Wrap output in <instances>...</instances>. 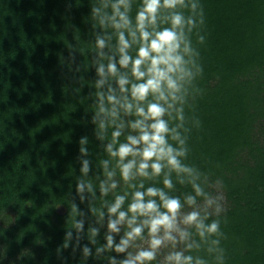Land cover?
Listing matches in <instances>:
<instances>
[{
    "label": "trees",
    "instance_id": "trees-1",
    "mask_svg": "<svg viewBox=\"0 0 264 264\" xmlns=\"http://www.w3.org/2000/svg\"><path fill=\"white\" fill-rule=\"evenodd\" d=\"M117 4L0 0V264H122L126 249L115 248L131 227L142 225L135 242L151 233L144 224L148 215L135 214L128 226L133 193L148 188L178 199L179 210L203 205L185 231L180 260L170 264H264V0H178L174 7L160 0L155 23L146 20L145 30L150 39L174 30V55L181 57L170 73L177 87L162 82L163 99L159 92L132 95V85L149 78L150 61L141 65L142 79L131 62L120 64V32L127 55L137 58V14L145 0L119 6L130 22L121 28L115 27ZM176 14L182 17L178 26L172 24ZM121 78L128 83L121 86ZM152 103L165 109L164 147L183 153L177 159L186 170L153 157L146 161L148 175H139L141 142L123 159L135 161L133 177L124 181L110 151L128 144L129 136L139 139L137 120L151 134ZM153 163L162 165L158 175ZM117 196L124 201L109 213ZM150 199L167 212L159 195L146 194L145 202ZM59 205L66 208L62 215ZM119 212L128 215L119 231H110ZM214 221L218 228L210 233ZM139 264H159V258Z\"/></svg>",
    "mask_w": 264,
    "mask_h": 264
},
{
    "label": "clouds",
    "instance_id": "clouds-1",
    "mask_svg": "<svg viewBox=\"0 0 264 264\" xmlns=\"http://www.w3.org/2000/svg\"><path fill=\"white\" fill-rule=\"evenodd\" d=\"M178 0H164V4L167 7H174ZM179 2H183V0H179ZM125 0H118V4L114 6L116 15L119 16L120 23H116V28L127 27L129 25V20L127 18L126 12H120L119 6L124 5ZM160 7V0H145L144 9L139 11L137 14V29L140 31V39H141V47L138 49L137 58L133 60L126 53V49L129 47V43L125 40L123 32L119 33L118 39L121 45L120 51L122 53L120 64L122 67H127L131 62L132 64V73L138 79L144 78L146 73L141 71V65H143L146 61H150V67L147 69V72L150 74L149 78L144 83H136L131 87L132 95L144 98L148 95L149 91L151 92H159L160 99H163V93L161 92L162 82L167 84L169 89H176L177 85L175 80L172 79L170 73H173L177 70V66L181 64V57L179 55H174L175 50L179 47L178 43V35L177 33L169 28H165L163 31L157 32L155 38L150 39L151 33L145 30V21L150 20V22L155 23L156 12ZM182 22V17L179 14H176L172 17L173 25H180ZM131 35L135 37V33L132 32ZM98 46L103 47L104 42L102 40H98ZM163 65V67H161ZM108 69L111 73L115 74L117 69L114 63H109ZM100 74H103V66L98 69ZM102 83V81H101ZM128 83L125 78H121L119 80V84L121 86ZM109 101H114V97L109 96ZM126 109L130 110L132 105L128 104L125 106ZM148 108L152 114V119L154 123L150 125L152 132L149 134L148 131L143 128V121L137 120L133 124V127L140 128L141 135L139 139L136 137L129 136L128 144H121L116 152H111V145H109L110 155L113 157H118L120 161V172L121 178L124 181H128L133 177L132 169L135 165L134 160H129L128 163H123V159L126 156L136 154L132 145L140 144L141 142L145 145L142 150V158L144 162L139 164L137 172L141 176H146L148 173L146 169L149 167L146 161L151 160L153 157H156L157 160L167 157L168 164L176 169V170H186L182 169L179 160L177 159L178 155H182L183 153L173 154V149L171 147L165 148V134L168 132V127L166 122L163 119H160L161 116L164 115L165 109L160 106L158 103H152L148 105ZM137 114L141 116H145L143 108H137ZM114 136H119V131L113 133ZM153 169V173L158 175L162 169V165L159 163H153L151 165ZM85 170H87L85 168ZM109 175H112L110 173ZM164 185L168 188H171V182L167 178L163 181ZM82 185H78V189L82 190ZM112 187L115 188V183L112 184ZM143 187V185H141ZM106 191V189H105ZM156 196L159 195L161 197L163 206L167 209V212H160L158 210L157 204L154 200H148L145 202V195ZM124 201L123 196H117L115 203L108 209L109 213H117L121 204ZM180 208V202L176 198H166L161 189L156 188H148L147 192L136 191L133 193L132 202L129 204V212L134 214L132 219L128 220V226L131 227L135 223V214H139L141 216L148 215L150 219L144 221V224L149 225V230L155 235L157 231L161 227L165 230H170L173 228L174 220L177 211ZM155 215H151V214ZM170 213V214H169ZM128 213L119 212V215L116 220L110 221L108 224V228L110 231H119L117 228V224L125 219V216ZM198 218V214L193 212L186 217V222H196ZM198 228H202V224H197ZM218 224L217 222L211 223L207 231L210 233H215L217 231ZM142 232V225L131 227V231L126 233V237L121 239L120 244L116 246L115 251L123 252L125 248L128 246L129 240L139 237ZM203 235V233H200ZM170 238V237H168ZM108 247L112 246V237H107ZM161 244L160 239L153 238L151 240V247L155 249ZM87 252V249H85ZM180 253H176L173 257L177 261L180 260ZM154 258L153 251H140L138 252L135 259L137 260H152ZM122 264H132L131 260H125Z\"/></svg>",
    "mask_w": 264,
    "mask_h": 264
},
{
    "label": "rangeland",
    "instance_id": "rangeland-1",
    "mask_svg": "<svg viewBox=\"0 0 264 264\" xmlns=\"http://www.w3.org/2000/svg\"><path fill=\"white\" fill-rule=\"evenodd\" d=\"M205 205V209L209 210L211 207L210 203L208 202ZM200 208H203L202 204L195 205L194 207H190L187 210H178L175 216L173 228L170 230H165L163 227H161L154 236L152 233H150L139 242H135L134 239L129 240L128 246L125 248L127 252V257L125 260H131L132 264H139V260L135 259L138 252L153 251L154 254L159 258V264H170L176 261V259L173 257L176 253H180L183 248L181 250H176L173 247V244L177 240H184L185 231L192 223L186 222V217L193 212L196 213ZM153 238L161 240V244L155 249L151 247V240Z\"/></svg>",
    "mask_w": 264,
    "mask_h": 264
},
{
    "label": "water",
    "instance_id": "water-1",
    "mask_svg": "<svg viewBox=\"0 0 264 264\" xmlns=\"http://www.w3.org/2000/svg\"><path fill=\"white\" fill-rule=\"evenodd\" d=\"M56 211H57L58 214L62 215V214H64L66 212V208L63 205H59L56 208ZM173 247L176 250H181L184 247V242L182 240H177V241L174 242Z\"/></svg>",
    "mask_w": 264,
    "mask_h": 264
}]
</instances>
